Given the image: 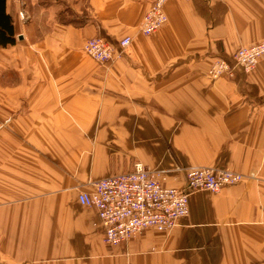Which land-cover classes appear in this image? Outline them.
Returning a JSON list of instances; mask_svg holds the SVG:
<instances>
[{"label":"crops","instance_id":"1","mask_svg":"<svg viewBox=\"0 0 264 264\" xmlns=\"http://www.w3.org/2000/svg\"><path fill=\"white\" fill-rule=\"evenodd\" d=\"M151 2L6 1L17 42L0 47V264H264V56L208 76L214 58L264 41V0H168L167 23L144 36ZM95 36L132 42L101 65L82 51ZM136 162L167 187L190 167L255 179L194 193L170 231L110 248L78 196Z\"/></svg>","mask_w":264,"mask_h":264},{"label":"built area","instance_id":"2","mask_svg":"<svg viewBox=\"0 0 264 264\" xmlns=\"http://www.w3.org/2000/svg\"><path fill=\"white\" fill-rule=\"evenodd\" d=\"M167 1L152 0L139 26L144 36L156 33L167 23L164 12ZM131 42L128 36L116 43L95 36L84 42L82 51L98 64L105 65L120 59ZM263 56L264 41L241 47L230 60L214 58L208 76L217 80L232 79L238 71L247 74ZM184 174L183 186L167 187L161 171L136 162L129 172L92 182L91 191L81 192L78 200L96 212L103 228V243L114 248L128 245L134 236L147 229L157 232L173 229L180 219L189 215V198L194 193H218L246 179H255L254 173L244 175L224 167H190Z\"/></svg>","mask_w":264,"mask_h":264},{"label":"trees","instance_id":"3","mask_svg":"<svg viewBox=\"0 0 264 264\" xmlns=\"http://www.w3.org/2000/svg\"><path fill=\"white\" fill-rule=\"evenodd\" d=\"M6 1L0 0V47L2 48L17 42L13 20L6 13Z\"/></svg>","mask_w":264,"mask_h":264},{"label":"rangeland","instance_id":"4","mask_svg":"<svg viewBox=\"0 0 264 264\" xmlns=\"http://www.w3.org/2000/svg\"><path fill=\"white\" fill-rule=\"evenodd\" d=\"M79 19L82 20L81 17H79ZM92 38H93V37H92ZM82 47H83V46H82ZM212 62H213V61H212ZM211 65H212V63H211ZM211 65H210V66H211ZM214 167L222 168V166H214ZM230 171H231V170H230ZM230 187H231V186H230Z\"/></svg>","mask_w":264,"mask_h":264}]
</instances>
